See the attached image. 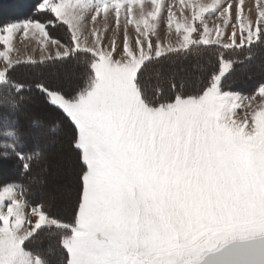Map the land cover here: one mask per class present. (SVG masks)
Instances as JSON below:
<instances>
[{
    "label": "snow or ice",
    "instance_id": "1",
    "mask_svg": "<svg viewBox=\"0 0 264 264\" xmlns=\"http://www.w3.org/2000/svg\"><path fill=\"white\" fill-rule=\"evenodd\" d=\"M255 2L253 17L245 0H41L34 15L48 19L0 26V167L15 161L31 176L44 159L15 118L32 87L69 121L79 166L78 187L60 190L75 196L70 221L29 201L23 185H0V264H51L57 252V264H264V84L257 104L228 90L234 58L264 50V0ZM165 12L175 43L157 34ZM109 16L116 28L106 45ZM87 17L101 18L103 32ZM61 26L67 42L50 34ZM18 33L41 45L32 67L90 56L86 84L66 93L15 81ZM193 57L208 58L199 75L153 83L154 65ZM45 234L57 246L30 250Z\"/></svg>",
    "mask_w": 264,
    "mask_h": 264
},
{
    "label": "trees",
    "instance_id": "2",
    "mask_svg": "<svg viewBox=\"0 0 264 264\" xmlns=\"http://www.w3.org/2000/svg\"><path fill=\"white\" fill-rule=\"evenodd\" d=\"M13 0H0V3L4 6H7L9 2H12ZM41 0H29V5H27L25 8L21 9V13H16L13 9L10 10L8 14H5L3 18L0 19V26H3L6 23L9 22H20L25 19H37L44 21L48 19L46 15L43 14H35V8L38 3H40ZM23 3L20 0L15 5L16 9L19 7V4ZM14 7V6H13ZM14 13V14H13ZM50 34L54 36L57 39H60L62 42H67L68 40V33L66 29L61 26L54 29H50ZM242 51V50H241ZM207 57H205L203 60H197L196 57L191 58V60L184 61H173V62H166L164 64L160 65H154L151 73V78L153 83H159L162 87L167 88V77H169L172 73L177 74V76H183L185 72L191 74L193 78L200 74L199 69L195 68L192 71L190 70V67L192 64H199L201 67L205 66V63L207 61ZM237 62L233 65V70L229 74L230 79L228 80L229 88L228 90L236 91L241 94H244L246 96H252L255 95L258 92V88L261 84H264V50H259L257 52V55L255 59L252 61H244L239 62L243 60V57L237 56L234 58ZM90 64V56L83 55L80 56L78 59L74 58L68 63H62V62H56L51 63L48 66L40 65L39 67H32L29 64H20L17 66V70L15 73H13V79L17 82L24 83L25 85L33 86L36 82H39L43 80L47 83L48 76L51 78L52 81H56L55 85H52L54 87H60L64 92L66 93H74L79 88L83 87L87 82V74H88V65ZM57 68H67L65 71L66 73H55L51 74L50 71H55ZM248 68V69H245ZM175 71V72H173ZM71 72L79 73V77H72L71 80L69 77L63 78L64 75H69ZM45 73H49L46 74ZM25 96L27 97V101L23 103L20 107V110L15 114V118L19 120L21 125V131L27 133L30 129L27 125V121L29 118L21 116V112L26 107L27 109L30 108V110L34 111L36 113V109L39 108V106L42 107L43 110H45L47 113L52 114V117L56 114L60 116L61 120L65 122L66 126L70 128L72 131L71 125L69 121L63 116L61 112L56 110L54 107L50 106L46 100L43 94H41L37 89L32 87V90L26 91ZM42 102V103H41ZM44 111V112H45ZM48 121V120H47ZM42 122H44L42 120ZM53 123V122H51ZM46 126L51 127V134H56L59 131L63 130L67 132L68 129H66L64 126H62L61 122L55 121L54 124H48L44 123ZM64 128V129H62ZM54 130V131H53ZM50 139H56L53 136H49ZM55 141V140H54ZM64 142V141H63ZM68 150L70 147V141L67 142ZM31 148L36 149L37 151H40L44 159L40 161L38 164L34 165L33 173L31 176L23 174L18 168L15 167V175L13 176H3L0 178V185H4L6 183H16L23 185L25 189L27 190V199L32 202H40L46 205L48 211L57 218H60L63 221H70L73 217V211L75 206V196L73 199H71L70 202H68V208L65 210L57 209L59 206L57 199L54 200V202H51L47 196H41L39 191L37 190V184L33 183V177H39V178H48L50 175V171L48 174H44L43 167L46 166V160L49 156V159L51 161L55 160L54 154L52 151H49V155H47V151L43 149L42 147L35 146L34 144H29ZM66 150V151H68ZM63 157L68 158V155H65L63 153ZM69 159V158H68ZM11 162L16 163L15 161H9L7 164H10ZM49 162V161H48ZM79 170H76V182H77V176H78ZM44 174V175H43ZM41 176V177H40ZM63 177V178H62ZM59 177V181H57L55 184H51L55 181V177L53 178L54 181L47 182L44 186V190L46 192H49L51 195H56L55 192L52 190L59 189L60 184L62 183V180H64V176ZM59 182V183H58ZM78 187V184L75 188ZM61 208V207H58ZM50 246L56 247V241L54 239H49L47 235L43 236L40 240L34 242L32 245H30V250L32 251H48ZM49 260L51 261V264H57V260L59 258V252L56 253V255H50Z\"/></svg>",
    "mask_w": 264,
    "mask_h": 264
},
{
    "label": "rangeland",
    "instance_id": "3",
    "mask_svg": "<svg viewBox=\"0 0 264 264\" xmlns=\"http://www.w3.org/2000/svg\"><path fill=\"white\" fill-rule=\"evenodd\" d=\"M18 1L19 0H13L12 2H9V4L7 6H4L0 3V19L3 18L5 14H8L11 9H13L16 13L20 14L22 12L21 9L25 8L27 5H29V0H20V2L22 1L23 3L19 4V7H17V9H16L15 5L17 4ZM165 2H171V0H165ZM175 2L178 5V0H175ZM202 2L211 3V0H202ZM235 2H236V0H234V3ZM215 21L218 22L217 20H215ZM15 22H17V21H15ZM86 23H87L89 30H91L93 27H95V28L100 29L103 32V29L105 27L104 21L101 18H97V21L95 22V24H93L90 17H87ZM211 24H212V22L210 21V25ZM107 28H108V31L103 32L106 45L110 42V39L113 36V33L115 32L116 26H115L114 16H109L108 21H107ZM128 31H129L130 36L135 35L134 29L131 26H129ZM157 34L162 39L163 42L167 43L169 40H171V42L175 43V39H176L175 36L169 35V30L167 28V13L166 12L162 13V16L159 20V23L157 26ZM28 38L29 39H35L36 41H38L36 38L32 37L31 34H29V36L27 38L24 37L22 33H18L16 35V37L13 41L14 51L11 53V56L14 59L16 58V56L13 53H15L16 47H19L20 43H22L21 41H24ZM153 39L155 40L156 37H153ZM116 40H117V45L119 46L123 41V29L122 28L119 31V33L116 35ZM89 42L91 43V39ZM0 50H4L3 45H0ZM3 66H4V61L2 58H0V69H2ZM195 68H197V64L196 65L192 64L190 67V70L192 71ZM66 69L67 68H65V69L64 68H57V70H55V71L52 70L50 72H51V74L64 73V72L66 73V71H65ZM245 69H248V68H245ZM173 72H175V71H173ZM46 74H49V73H45V75ZM67 77H69L71 80L72 77H79V73L71 72L69 75L63 76V78H66V79H67ZM45 78L47 79V83H49L51 85H55V83H56L55 80L52 81L49 76H48V78L45 76ZM241 95L247 97L244 94H241ZM255 96H257V99L253 103L254 104L260 103V98L258 96V92L255 94ZM39 108L36 109V113L34 111L30 110V108L27 109L26 107L21 112V116L29 118L27 121V125L29 126V129H30L27 132L28 143L34 144L35 146H38V147H42L43 149H45L47 151V153H48L47 155H49V151H52V153L56 157L58 154L59 155L57 158H55L57 163H55L54 161H51L49 159V156L47 157V160H46L47 164H45L46 166L43 167V171L45 172L44 174H48L49 171L51 170L49 173L50 176L47 179L44 178V176H43V178H40L42 183L37 186V190L39 191L41 196H47L49 198V200H51V202H54V200L57 199V202L59 203L58 207H61V208L57 207V209H59V211L60 210L63 211V210L68 208V202H70L71 200L67 199L65 196H63L61 194V192H60L61 186L66 184V183H69V182H71L74 189L77 186L76 176H74L76 174V161L71 162L68 158L63 157V152L68 150L67 149L68 145H65V143L61 140V138L65 137L67 132L61 130L58 132L61 135L59 139H53V138L50 139L49 136L53 135V134H51V127L46 126V124H44V123L54 124L55 121H53V123H51L52 120L49 118L52 116V114L47 113L45 110L42 109L41 106H39ZM239 111H240V117L239 118H243V109H241ZM47 119L51 120V122L47 121ZM42 120L44 122H42ZM33 121H38L39 126L33 127L32 126ZM56 153H58V154H56ZM14 165H15V163L11 162L10 164L5 163L2 167H0V178L3 176L15 175V166ZM72 175H73V177H71ZM62 176H64V180H62V183L60 184V188L58 190L57 189L52 190L53 192H55V194H56L55 196L51 195L49 192H46V190H44V186L47 182H50L51 180L54 181L53 178L55 177V181L51 183V184H55L57 181H59V177H62ZM63 208H65V209H63ZM29 211H30V209H29Z\"/></svg>",
    "mask_w": 264,
    "mask_h": 264
},
{
    "label": "crops",
    "instance_id": "4",
    "mask_svg": "<svg viewBox=\"0 0 264 264\" xmlns=\"http://www.w3.org/2000/svg\"><path fill=\"white\" fill-rule=\"evenodd\" d=\"M235 6V3H234ZM251 8V12L247 13V9ZM245 9L246 14H250L253 17L255 16L256 11V2L255 0H245ZM212 24H214L215 18L211 20ZM19 47H16L15 53H13L16 58H19L21 61V64H28V57H32V59L39 60L41 55H43V52L41 50V45L38 41L35 39H26L24 41H21ZM51 47V46H49Z\"/></svg>",
    "mask_w": 264,
    "mask_h": 264
},
{
    "label": "bare ground",
    "instance_id": "5",
    "mask_svg": "<svg viewBox=\"0 0 264 264\" xmlns=\"http://www.w3.org/2000/svg\"><path fill=\"white\" fill-rule=\"evenodd\" d=\"M40 109V108H39ZM41 110V109H40ZM42 111V110H41ZM45 115V114H44ZM49 118V117H48ZM49 119H51L52 120V122L53 121H58V122H61V124H62V126H64L66 129H68L67 130V134H66V136L65 137H62L61 138V140L62 141H64V143L65 144H67V142H69V141H71V137H72V131L70 130V128H68L67 126H66V124H65V122H63V120H61V118H60V116L59 115H55V116H51ZM48 120V119H47ZM51 120H48V121H50L51 122ZM64 129V128H63ZM57 134V135H56ZM54 133L53 135H51V136H53L54 138H56V139H59L60 138V134L59 133ZM65 155H68V158H69V160L71 161V162H73V161H76V170H79V166H78V162H77V160H76V156H75V153L69 148V150L68 151H65V152H63ZM56 154H58V153H56ZM59 155V154H58ZM58 155H57V157H58ZM61 156V155H60ZM56 157V156H55ZM71 164V163H70ZM73 164V163H72ZM75 164V163H74ZM75 169V168H74ZM72 170V169H71ZM71 172V171H70ZM75 172V171H74ZM74 175V174H73ZM73 175L71 176V177H73ZM75 176V175H74ZM69 177V176H68ZM70 177V178H71ZM59 183V182H58ZM73 199V198H72Z\"/></svg>",
    "mask_w": 264,
    "mask_h": 264
},
{
    "label": "water",
    "instance_id": "6",
    "mask_svg": "<svg viewBox=\"0 0 264 264\" xmlns=\"http://www.w3.org/2000/svg\"><path fill=\"white\" fill-rule=\"evenodd\" d=\"M226 255V253H220L218 258H223Z\"/></svg>",
    "mask_w": 264,
    "mask_h": 264
}]
</instances>
